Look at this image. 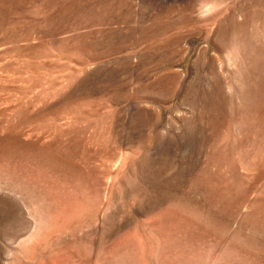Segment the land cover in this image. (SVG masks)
<instances>
[{
    "label": "rangeland",
    "instance_id": "rangeland-1",
    "mask_svg": "<svg viewBox=\"0 0 264 264\" xmlns=\"http://www.w3.org/2000/svg\"><path fill=\"white\" fill-rule=\"evenodd\" d=\"M0 264H264V0H0Z\"/></svg>",
    "mask_w": 264,
    "mask_h": 264
},
{
    "label": "bare ground",
    "instance_id": "bare-ground-1",
    "mask_svg": "<svg viewBox=\"0 0 264 264\" xmlns=\"http://www.w3.org/2000/svg\"><path fill=\"white\" fill-rule=\"evenodd\" d=\"M207 10V9H206ZM205 14V13H204Z\"/></svg>",
    "mask_w": 264,
    "mask_h": 264
}]
</instances>
